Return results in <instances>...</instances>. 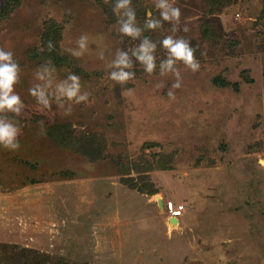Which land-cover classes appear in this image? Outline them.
Returning a JSON list of instances; mask_svg holds the SVG:
<instances>
[{"label":"rangeland","instance_id":"1","mask_svg":"<svg viewBox=\"0 0 264 264\" xmlns=\"http://www.w3.org/2000/svg\"><path fill=\"white\" fill-rule=\"evenodd\" d=\"M118 3L0 0L22 101L0 110L18 143L0 142V264H264V0ZM167 36L195 49L197 70ZM146 40L151 73L134 55ZM121 68L134 75L113 79ZM69 73L86 99L59 95ZM168 201L185 205L178 227Z\"/></svg>","mask_w":264,"mask_h":264},{"label":"clouds","instance_id":"2","mask_svg":"<svg viewBox=\"0 0 264 264\" xmlns=\"http://www.w3.org/2000/svg\"><path fill=\"white\" fill-rule=\"evenodd\" d=\"M130 0H119L117 5L118 8H125L129 5ZM162 8H167L168 5L161 3L158 5ZM148 15H151V10H148ZM129 19L126 23L123 24L121 31L130 36L139 35V29L135 28L132 24V21L135 19V14L132 11L127 13ZM181 11L179 7L171 8V16L168 11H164L162 16L164 19L170 18H179ZM159 24L158 21H149L147 26L149 28H155ZM187 31V27L185 28ZM86 37H81L79 40L81 49L86 47L85 45ZM163 46L169 50L170 55L182 60L185 65L189 66L193 71L199 68V62L194 58L195 49L190 47L188 42L184 39H174L172 36H167L162 41ZM155 45H149L147 40L144 44L140 46V49L134 52V55L138 56L140 61H143L146 64L145 71L151 73L155 67L154 58L150 53V48H154ZM81 52H74V55H81ZM11 52H6L0 48V110L5 108L11 109L15 112H19L20 109L17 105L22 103L21 97L19 94L13 93V84L17 80V65L15 63H7L11 60ZM174 61L168 59L165 64L168 68H171ZM116 65H124L125 67H131V62L128 59L127 53H119V58L115 61ZM163 67V65H162ZM178 74V73H177ZM134 74L131 72H126L122 68L119 71H114L111 73L113 79L118 81H126L131 78ZM40 79H45L43 74H39ZM68 80L62 82L58 85L59 95H66L69 100L76 98L77 102L80 100L86 99V94L78 95L80 92L81 84L80 77L75 73H69ZM49 83H51L49 81ZM180 84L177 82L173 87H179ZM29 93L32 96L38 98L40 103L45 106L49 105V99L45 95V89L40 86L30 87ZM171 95V93H170ZM17 129L11 124L5 123L3 120H0V142H3L5 145H11L12 147H18V143H13V138L16 135ZM258 163L261 167H264V157L259 158Z\"/></svg>","mask_w":264,"mask_h":264},{"label":"built area","instance_id":"3","mask_svg":"<svg viewBox=\"0 0 264 264\" xmlns=\"http://www.w3.org/2000/svg\"><path fill=\"white\" fill-rule=\"evenodd\" d=\"M166 209L169 213V217L171 218H181L185 213V205L174 201H168Z\"/></svg>","mask_w":264,"mask_h":264},{"label":"bare ground","instance_id":"4","mask_svg":"<svg viewBox=\"0 0 264 264\" xmlns=\"http://www.w3.org/2000/svg\"><path fill=\"white\" fill-rule=\"evenodd\" d=\"M171 218V217H170ZM179 219H181V218H178V221H175V222H173L172 221V218H171V221L174 223V225L173 226H175V227H178L179 225H180V223H179Z\"/></svg>","mask_w":264,"mask_h":264},{"label":"water","instance_id":"5","mask_svg":"<svg viewBox=\"0 0 264 264\" xmlns=\"http://www.w3.org/2000/svg\"><path fill=\"white\" fill-rule=\"evenodd\" d=\"M160 204L162 205L163 204V201L160 200ZM172 221L175 222V221H178V218H172Z\"/></svg>","mask_w":264,"mask_h":264},{"label":"trees","instance_id":"6","mask_svg":"<svg viewBox=\"0 0 264 264\" xmlns=\"http://www.w3.org/2000/svg\"><path fill=\"white\" fill-rule=\"evenodd\" d=\"M9 3V2H8Z\"/></svg>","mask_w":264,"mask_h":264}]
</instances>
